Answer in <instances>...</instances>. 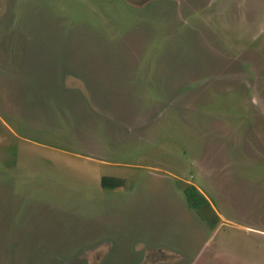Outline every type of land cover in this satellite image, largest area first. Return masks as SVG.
I'll return each mask as SVG.
<instances>
[{"label": "rangeland", "instance_id": "rangeland-1", "mask_svg": "<svg viewBox=\"0 0 264 264\" xmlns=\"http://www.w3.org/2000/svg\"><path fill=\"white\" fill-rule=\"evenodd\" d=\"M0 264H264V0H0Z\"/></svg>", "mask_w": 264, "mask_h": 264}, {"label": "trees", "instance_id": "trees-1", "mask_svg": "<svg viewBox=\"0 0 264 264\" xmlns=\"http://www.w3.org/2000/svg\"><path fill=\"white\" fill-rule=\"evenodd\" d=\"M101 187L108 191L130 188L126 180L107 176L101 179ZM185 195L189 207L204 214L205 219L209 222L211 228L215 229L220 218L217 216L206 197L195 186H189L188 189L185 190Z\"/></svg>", "mask_w": 264, "mask_h": 264}]
</instances>
